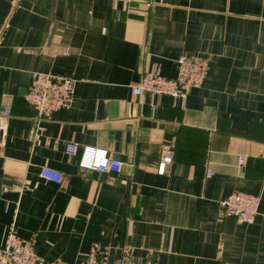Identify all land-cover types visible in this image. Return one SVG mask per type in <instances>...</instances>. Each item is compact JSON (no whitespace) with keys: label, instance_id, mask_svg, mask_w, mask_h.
<instances>
[{"label":"crops","instance_id":"1","mask_svg":"<svg viewBox=\"0 0 264 264\" xmlns=\"http://www.w3.org/2000/svg\"><path fill=\"white\" fill-rule=\"evenodd\" d=\"M179 55L209 65L185 101L133 95L144 73L175 78ZM34 72L74 80L49 120L24 99ZM2 104L0 247L14 230L63 264L93 243L111 261L127 246L144 263L264 264V0H0ZM84 147L120 172L79 169ZM238 192L259 199L250 224L220 207Z\"/></svg>","mask_w":264,"mask_h":264},{"label":"built area","instance_id":"2","mask_svg":"<svg viewBox=\"0 0 264 264\" xmlns=\"http://www.w3.org/2000/svg\"><path fill=\"white\" fill-rule=\"evenodd\" d=\"M146 10L151 3L145 4ZM177 75L173 79H167L156 71L144 73L139 84L132 87V93L136 97L143 94L167 95L181 101H185L187 94L195 88H199L209 71L208 63L199 58L179 55L176 60ZM74 95V80L43 72L32 73L31 83L24 95L27 104L36 112L39 121L49 120L52 115L60 110L68 108ZM0 143L5 129V121L11 115L8 105L0 107ZM136 134L134 130L131 131ZM78 145L73 142L65 144V154L74 157L78 154ZM171 161L170 154L159 162L157 173L162 175L166 165ZM244 157H237V166L242 168ZM78 167L82 170L94 172L119 173L122 168L120 161L110 159L105 150L84 147L78 161ZM212 175L207 173V177ZM41 178L54 183H60L62 175L47 167L40 170ZM223 212L235 217L239 222L250 224L258 214L259 199L248 193L238 192L220 201ZM0 264H63L58 261H47L36 251L33 241L20 238L15 231H11L5 244L0 247ZM83 264H155L144 263L131 257L129 248L123 246L118 259L110 260L109 251L99 243H93L85 256Z\"/></svg>","mask_w":264,"mask_h":264}]
</instances>
